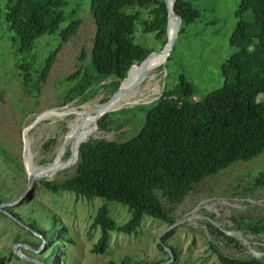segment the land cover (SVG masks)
I'll return each mask as SVG.
<instances>
[{
    "label": "rangeland",
    "instance_id": "1",
    "mask_svg": "<svg viewBox=\"0 0 264 264\" xmlns=\"http://www.w3.org/2000/svg\"><path fill=\"white\" fill-rule=\"evenodd\" d=\"M6 1L0 0V6ZM66 1L67 18L60 27L70 18L80 23L60 46L58 35H43L34 48L19 53L11 41L15 34L0 19L1 264H47L45 258L54 243H59V251L50 264H220L216 251L264 262V229L259 228L264 226V185L253 182L264 171V150L193 183L179 202L156 191L173 223L144 215L135 232L110 231L102 252L93 250L100 228L90 227L97 208L106 203L109 215L121 224L129 219L127 206L44 186L47 181L62 183L76 173L78 156L68 164L76 140L67 134L79 112L91 129L82 141L126 140L143 125L148 105L164 89H175L180 76L193 86L190 101L201 100L220 87L221 65L235 50L229 35L238 21V0H187L199 14L182 26L170 54L137 77L115 98V105L97 118L93 110L112 97L118 86L111 84L113 77H107L92 80L81 92L76 90L88 71L95 23L90 0ZM241 18L251 21V10ZM133 38L150 51L164 46L152 32L143 31L141 21L136 22ZM54 49L52 64L41 80L40 67ZM20 63L30 64L27 82ZM107 112L109 117L98 124ZM60 152V164L43 173L46 176H36L27 188L28 167L45 168ZM53 226L60 227V232L47 241L39 233L48 237ZM168 245L177 248L169 259Z\"/></svg>",
    "mask_w": 264,
    "mask_h": 264
},
{
    "label": "trees",
    "instance_id": "2",
    "mask_svg": "<svg viewBox=\"0 0 264 264\" xmlns=\"http://www.w3.org/2000/svg\"><path fill=\"white\" fill-rule=\"evenodd\" d=\"M66 4V0H7L4 7L0 6V19L15 34L11 41L17 44V51H30L43 35H58V46L66 42L80 23L78 18H70L60 27L67 18ZM89 6L95 33L88 71L76 88L80 92L92 80L99 82L107 77H113L111 84L117 87L128 68L147 56L150 50L133 38L136 22L141 21L143 31L152 32L161 47L166 43L167 10L163 0H90ZM173 10L181 18L178 32L199 14L187 0H174ZM246 10L253 14L251 21L241 18ZM235 16L238 21L229 35V44L235 50L221 65L224 81L220 87L201 100L190 101L193 86L180 76L175 89H164L148 105L143 125L134 136L81 142L75 175L58 184L44 182L54 192L69 191L127 206L130 216L121 224L109 215L106 203L97 208L90 224L91 228H100L94 251L104 250L110 231L135 232L144 215L172 224L156 191L171 202H179L193 183L264 150V0H238ZM56 51L45 57L39 70L41 80ZM19 68L27 82L30 64L20 63ZM109 113L102 115L98 124ZM253 182L264 185V171ZM12 215L18 216L15 212ZM49 230L48 237L39 233L47 241L59 234L60 227ZM167 248L171 251L167 253L169 259L177 248ZM58 249L59 243L50 246L47 264L54 262ZM216 253L220 264H264L256 258ZM3 260L0 257V264Z\"/></svg>",
    "mask_w": 264,
    "mask_h": 264
},
{
    "label": "bare ground",
    "instance_id": "3",
    "mask_svg": "<svg viewBox=\"0 0 264 264\" xmlns=\"http://www.w3.org/2000/svg\"><path fill=\"white\" fill-rule=\"evenodd\" d=\"M168 4L171 5L173 0H167ZM174 26V18L170 17L168 20V28H167V36L171 35L173 31ZM166 54L165 53H152L145 61L138 65H134L130 68L128 71L126 77L122 81L121 89L123 92L132 84V82L139 76L145 74L151 66L156 62L160 61L162 59H165ZM122 92V93H123ZM117 98V97H116ZM117 99H113L110 103H108L106 106H99L93 110V112L96 113L95 118H97L99 115H101L102 112H105L109 108L113 107L115 105V102ZM82 112H79L77 117L75 118V121L73 124H70L69 132L67 134L68 138L70 140H76V144H80L82 142V139L89 135L90 132V122L83 118ZM90 115V114H89ZM85 117V116H84ZM89 117V116H88ZM60 157L61 152L58 154L56 159L47 167L45 168H30L28 167V172H34L36 174H43L47 173L48 171H51L54 167H56L58 164H60ZM74 157H77L76 151L74 153Z\"/></svg>",
    "mask_w": 264,
    "mask_h": 264
},
{
    "label": "water",
    "instance_id": "4",
    "mask_svg": "<svg viewBox=\"0 0 264 264\" xmlns=\"http://www.w3.org/2000/svg\"><path fill=\"white\" fill-rule=\"evenodd\" d=\"M164 4H165V7H166V10H167V25H166V33H167V28H168V20L170 17L174 18V26H173V31L171 33V35L167 36V40H166V43L164 44V46L160 49H155V50H152L150 51L147 56L140 62L142 63L143 61H145L152 53H165L166 54V57L170 54L171 50H172V47H173V43L175 41V38L177 36V33L179 31V28H180V24H181V18L180 16H178L174 10H173V2L171 5L168 4V1L167 0H163ZM165 57V59H166ZM139 63V64H140ZM134 66V65H131L128 70H127V73L128 71L130 70V68ZM126 73V75H127ZM126 77V76H125ZM124 77V78H125ZM123 78V79H124ZM122 79V80H123ZM121 80V81H122ZM121 81L119 82V85L116 89V91L114 92V94L112 95V97H110L106 102H104L102 104V106H106L108 103H110L114 98L120 96L123 92V90L121 89ZM83 142V141H82ZM81 143V142H80ZM78 148H79V144L78 145H73L72 146V149H71V153H70V156L68 158V164L69 163H73L75 161V157H74V153L76 151V154H78ZM36 176H46V174H36L34 172H28V176H27V188L28 186L31 184L32 180L36 177Z\"/></svg>",
    "mask_w": 264,
    "mask_h": 264
}]
</instances>
